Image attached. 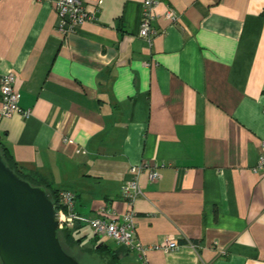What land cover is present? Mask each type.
Segmentation results:
<instances>
[{
	"label": "crops",
	"instance_id": "obj_1",
	"mask_svg": "<svg viewBox=\"0 0 264 264\" xmlns=\"http://www.w3.org/2000/svg\"><path fill=\"white\" fill-rule=\"evenodd\" d=\"M144 1L82 0L96 19L64 37L57 0H0V83L14 70L31 113L2 118L0 142L25 170L72 189L91 217L126 211L121 187L144 164L137 237L182 244L149 249L148 264H264V172L253 169L264 145V0H158L150 40L139 35ZM79 224L84 245L144 264Z\"/></svg>",
	"mask_w": 264,
	"mask_h": 264
},
{
	"label": "built area",
	"instance_id": "obj_2",
	"mask_svg": "<svg viewBox=\"0 0 264 264\" xmlns=\"http://www.w3.org/2000/svg\"><path fill=\"white\" fill-rule=\"evenodd\" d=\"M157 3L158 0H145L143 3L139 35L148 40L158 32L154 26L155 21L158 19V15L154 13ZM57 11L58 30L64 37L75 33L84 22L96 19L95 11L87 10L82 0H57ZM166 16L173 19L174 22L179 20V15L172 8L166 12ZM16 82L17 76L12 69L5 72L1 77L0 120L15 113H20L26 118L31 115L29 109H25L20 105L21 92L16 87ZM161 166H165V164L161 163L150 169V181H157L161 178ZM144 168L145 165L141 163L133 164L129 168V176L121 187V196L127 201L129 208L116 217L108 216L105 209H102L97 216H85L74 208L76 193L69 188L60 189L58 193L60 230L72 227L75 223L87 224L93 228L98 237H109L117 243L125 245L128 249L137 251L144 264H148L146 253L151 248H161L166 251L181 248L182 244L174 236H168L163 242L151 247L143 244L137 237L134 203L143 195L139 184V176ZM253 169L257 172H264V145L263 152ZM187 242L193 246L196 245L188 239ZM221 252L225 251L222 249Z\"/></svg>",
	"mask_w": 264,
	"mask_h": 264
},
{
	"label": "water",
	"instance_id": "obj_3",
	"mask_svg": "<svg viewBox=\"0 0 264 264\" xmlns=\"http://www.w3.org/2000/svg\"><path fill=\"white\" fill-rule=\"evenodd\" d=\"M59 232L60 212L49 193L18 175L0 151L1 264H82Z\"/></svg>",
	"mask_w": 264,
	"mask_h": 264
},
{
	"label": "trees",
	"instance_id": "obj_4",
	"mask_svg": "<svg viewBox=\"0 0 264 264\" xmlns=\"http://www.w3.org/2000/svg\"><path fill=\"white\" fill-rule=\"evenodd\" d=\"M0 151L3 155L4 160L18 175H20L23 179H26L33 185L45 188L54 201L57 209L60 208L58 204V193L60 189L53 188L51 186V183H49L42 175L36 174L34 172H29L19 166L13 159L9 148L1 142ZM81 227L82 225L77 223L74 227H68L60 230L59 237L64 249L68 253L75 256L82 264H84V262H90L92 264H115L113 261V255L111 256L110 253H105V250H110L109 246L102 245L100 247H96L97 243H94L90 247H85L83 241L85 240L86 236H82L79 238L76 237V234L79 233ZM97 237L98 236L94 233V237H92V239L96 241L99 238ZM108 255L110 256V258L108 257ZM103 257H107V260H104Z\"/></svg>",
	"mask_w": 264,
	"mask_h": 264
},
{
	"label": "rangeland",
	"instance_id": "obj_5",
	"mask_svg": "<svg viewBox=\"0 0 264 264\" xmlns=\"http://www.w3.org/2000/svg\"><path fill=\"white\" fill-rule=\"evenodd\" d=\"M91 227V226H90ZM90 227H88V226H86L84 229H83V231H82V233L84 232H90V233H94V230H93V228L92 229H90ZM91 246V244L89 243H87L86 245H85V247H90ZM96 257H98V256H96ZM104 258V260H107V257H103ZM84 264H92V263H90V262H84Z\"/></svg>",
	"mask_w": 264,
	"mask_h": 264
}]
</instances>
